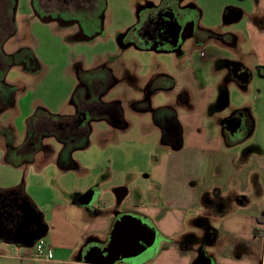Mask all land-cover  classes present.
<instances>
[{"label": "crops", "instance_id": "0c3cea01", "mask_svg": "<svg viewBox=\"0 0 264 264\" xmlns=\"http://www.w3.org/2000/svg\"><path fill=\"white\" fill-rule=\"evenodd\" d=\"M214 16L218 21L212 26L217 28L226 27L224 18L229 20L226 32L205 30L223 35L225 42L187 45L186 55L175 61V71L163 72L174 82L171 93L175 101L160 108L168 115L175 107V123L170 136H166L151 122L162 151L147 176L150 187L141 191L138 204L131 201L128 187L119 190V201H104L110 189L92 194L93 184L86 180L82 184L86 199L77 205L65 203L49 184L34 187V165L21 169L3 164L0 149V194L20 196L42 214L48 224L50 238L46 245L51 253L50 259H34L27 249L0 242V264H84L78 260L79 253L87 250L90 242H105L116 220L124 215L142 219L157 234V251L147 264H264V139L257 120L251 121L256 109L246 112L248 93L241 88L254 72L255 77L264 79V0H219ZM103 36L104 31L97 38ZM243 45L247 46L245 53ZM205 46L214 47L213 52L216 48L237 52L223 58L226 62L234 63V56L242 57L229 69L217 70L220 59L216 54L201 61ZM194 56L208 70L205 86L199 84L192 68ZM106 66L115 77L124 78L111 90L114 95L109 100H105L107 95L102 98L116 111L112 125L101 121L107 130L127 131V113L151 119L150 112H135L131 106L136 100L132 97L115 94L120 85L126 92L132 89L126 83L140 84L146 79L133 71V76L121 75V66L114 62ZM241 75L243 79H239ZM234 84L240 85L235 88L239 97L227 100L219 93L222 86L233 89ZM182 91L188 92L187 97L178 101ZM259 92L262 101L264 90ZM234 117L239 126L231 133L225 124ZM49 160L44 167L51 164ZM55 163L63 172L76 169L74 175L80 178V172L87 170L71 156L61 162L57 158Z\"/></svg>", "mask_w": 264, "mask_h": 264}, {"label": "rangeland", "instance_id": "374dc122", "mask_svg": "<svg viewBox=\"0 0 264 264\" xmlns=\"http://www.w3.org/2000/svg\"><path fill=\"white\" fill-rule=\"evenodd\" d=\"M102 1L105 10L103 15L104 36L102 38H95L91 41H76L73 32L69 29H59L56 22H44L35 15L34 19L29 21L28 37L30 40L23 39L21 47L31 52L35 59V65L29 70L21 64L7 71L4 80L8 85L13 86L12 88H16L17 93L14 95L13 91H6L8 99L5 96V102L8 100V104L9 100L15 97V105L6 110L3 109L2 105L0 106V125H12L16 133L15 144L17 146L23 147L26 144L25 140L30 131L35 130L36 123L40 122V120H34L33 125L28 130L26 129V121L33 117L38 109L54 116L67 117L72 115L71 100L79 86L76 75L79 68L87 70L96 64L114 62L121 66V75L131 74L133 71L139 77L144 78L143 81L146 79L145 82L159 71L166 74H172L175 71V59L180 57L165 52L157 54L144 49L129 48L121 46L119 42L120 36L136 22L137 8L145 4H158L160 0ZM230 1L239 3L240 0ZM218 2L219 0H183V5H192V8L187 9L186 12L187 16L193 20L195 27L224 33L227 30V25L230 24L228 19H223L226 26L224 28H217V25L212 26L218 21L217 17L214 16L215 6ZM19 3L21 9L28 6V0H20ZM25 12L28 14V9ZM188 43L186 42V44ZM243 47V53H245L247 46L243 45ZM212 50L214 47L205 46L202 48L203 58L201 61H208L216 54L220 59L216 67L217 70L219 68L229 69L230 65H236V61L242 57L234 56V63L226 62L223 58H230L231 55L233 57L237 52L230 53L218 48L215 49L216 52ZM185 55L186 52L183 53V57ZM191 59L192 68L199 84L205 86L208 83L205 77L208 72L207 68L205 65L204 68L202 67L203 64L196 56ZM254 75L256 76V72H254L251 80L242 85L241 88L248 93L246 101L249 108L246 112L249 114V110L256 109L257 115L252 116L251 121L257 120L264 139V97L261 101L259 92L264 90V79ZM145 82H140V84L126 83L129 88H132L126 92L120 85L115 89V94L120 93L125 98L129 95L138 101ZM237 87L240 85L234 84L233 89L224 85L219 93L226 96L227 100L235 99L239 97L235 91ZM1 94L0 99H2ZM113 95L114 93L110 92L105 100H109ZM172 95L174 94L168 92L156 93L152 96V105L160 107L170 101H175ZM126 118L129 129L125 132L107 130V125L101 121L90 124V132L85 142L87 146L84 149H75L70 153L74 161L87 168V170L80 172L83 173L82 178L74 175L76 169L63 172L57 167L55 160L60 152L59 143L53 139L42 137L43 134L38 136L39 138L34 142L37 144L38 141L43 146L39 147L40 150L36 149L34 187H40L47 183L52 187L53 193L64 199L65 203L77 205L86 199L82 195L85 190L82 184L86 180L89 184H93V188L90 189L92 194L98 193L100 190L110 189V195H105L104 201L109 198H115L119 201L120 199L117 197L119 190L128 187L131 201L138 204L142 199L141 191L147 190L148 186L150 187L147 176L150 174L156 159H158L162 147L159 143L158 132L151 126L150 118L128 113ZM144 124L148 128H142ZM103 130L108 132L100 135ZM48 146L53 151L49 157L51 164L46 167H39L45 158L42 154L44 153L43 150ZM38 151L41 153H37ZM86 176L88 178L84 179ZM45 224L48 226L46 222ZM49 238L50 234L47 233L43 238L46 244Z\"/></svg>", "mask_w": 264, "mask_h": 264}, {"label": "flooded vegetation", "instance_id": "af4514ba", "mask_svg": "<svg viewBox=\"0 0 264 264\" xmlns=\"http://www.w3.org/2000/svg\"><path fill=\"white\" fill-rule=\"evenodd\" d=\"M19 2L20 0H0V94L2 93L0 101H3L4 94L11 92L13 87L4 80L7 71L21 64L29 70L35 65L31 52L21 47L22 40L29 39V21L34 19V15L44 22H56L59 29H69L73 32L76 41H91L102 35L104 31L105 10L102 0H28V6L24 9L20 8ZM190 8L192 5H183V0H160L155 5L139 6L136 11V22L119 38L121 46L144 49L157 54L165 52L183 58L187 45L196 47L211 40L225 42L223 35L195 27L193 20L187 16L186 10ZM27 9L28 14L24 13ZM176 25L180 27L177 36L174 32ZM76 75L79 86L71 100L72 115L58 123L40 120L33 130L34 141L43 134L42 137L59 143L60 152L68 144L86 141L92 122L106 121L112 125L111 122L116 117L113 104L102 102V98L109 94L123 77H115L113 70L106 64L100 66L96 64L87 70L79 68ZM239 79H243V76H239ZM174 88L172 78L159 71L145 82L141 98L131 106L136 113L150 112L151 122L162 128L166 136L172 133L175 107L171 108L168 115L162 114L160 107L152 109L151 100L154 94L171 93ZM13 93L16 94L15 91ZM187 94V91L180 92L177 100L186 98ZM232 119L236 120L235 117ZM230 120L226 122V128ZM236 121L239 124V121ZM174 131L176 134V129ZM34 141L31 145L38 150L42 144L40 145L38 141L36 144ZM26 147L24 149L30 148V146ZM48 149L49 146L43 150V156ZM50 152L52 155L51 149ZM10 195V192L0 194V211L4 212L0 214V242L4 243L14 238L19 239L22 234H29L33 227L31 223L25 225L24 215L17 211V206L24 199L20 196L13 198ZM34 209L36 210L35 207ZM8 211H11L12 218L8 216ZM36 225L37 223H34V228ZM86 251L83 250L78 256H84ZM143 264H147V260Z\"/></svg>", "mask_w": 264, "mask_h": 264}, {"label": "water", "instance_id": "95a60500", "mask_svg": "<svg viewBox=\"0 0 264 264\" xmlns=\"http://www.w3.org/2000/svg\"><path fill=\"white\" fill-rule=\"evenodd\" d=\"M179 31L180 27L176 25V36ZM238 126V122L232 119L227 123L226 130L232 133ZM17 211L24 215L25 225L31 223L33 227L29 234H22L19 239L14 238L6 243L30 249L37 240L47 235L48 227L43 222L42 214L28 201H21ZM2 213L4 212L0 211ZM7 213L10 218L13 217L11 211ZM34 223H37L35 228ZM157 245V234L148 223L140 218L124 215L116 220L105 242H90L85 255H80L78 260L84 264H143L156 253Z\"/></svg>", "mask_w": 264, "mask_h": 264}, {"label": "trees", "instance_id": "16d2710c", "mask_svg": "<svg viewBox=\"0 0 264 264\" xmlns=\"http://www.w3.org/2000/svg\"><path fill=\"white\" fill-rule=\"evenodd\" d=\"M11 90L17 93L15 88H11ZM5 96L6 94L3 97L4 100L0 101V106L2 105V107L6 110L15 105V97L11 98V100H9V103L7 104L8 100L5 102ZM6 99H8L7 96ZM64 119L65 117L54 116L43 110L38 109L35 115L26 121V129L28 130L29 127L33 125L34 120L36 121L43 120L49 123H58L63 121ZM33 141H34L33 130H31L27 139L25 140L26 144L23 147H18L15 144L16 133L12 125L10 124L6 126L0 125V143L3 151V156H2L3 164L8 165L10 167L21 168V169L34 165L35 164L34 155L36 153V150L34 146L31 145ZM85 142L86 141L83 142L77 141L72 144L66 145V147L60 152L58 156V161L61 162L65 158H68L73 150L84 148ZM26 146H30V148L24 149L27 148ZM50 155L51 152L50 149H48L47 153L44 156L45 158H43L41 165L39 167L46 165Z\"/></svg>", "mask_w": 264, "mask_h": 264}, {"label": "built area", "instance_id": "2783aa9c", "mask_svg": "<svg viewBox=\"0 0 264 264\" xmlns=\"http://www.w3.org/2000/svg\"><path fill=\"white\" fill-rule=\"evenodd\" d=\"M27 251L29 252V256L34 259L42 260L51 258V253L44 239L37 240Z\"/></svg>", "mask_w": 264, "mask_h": 264}]
</instances>
